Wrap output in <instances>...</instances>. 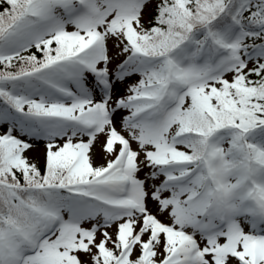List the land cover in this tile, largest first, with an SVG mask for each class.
<instances>
[{
	"label": "rangeland",
	"instance_id": "1",
	"mask_svg": "<svg viewBox=\"0 0 264 264\" xmlns=\"http://www.w3.org/2000/svg\"><path fill=\"white\" fill-rule=\"evenodd\" d=\"M158 3L34 0V19L0 44L7 60L69 40L61 61L0 82L18 106L0 111V141L13 142L23 168L47 165L65 147L69 168L89 177L68 187L66 203L36 207L43 224L56 215L45 230L0 240L3 264H91L124 243L127 256L144 252L152 264H264V139L250 159L227 133L192 163L177 133L189 104L208 106L264 49L231 24L214 54L204 45L191 53L189 43L171 60L148 58L138 48Z\"/></svg>",
	"mask_w": 264,
	"mask_h": 264
},
{
	"label": "trees",
	"instance_id": "2",
	"mask_svg": "<svg viewBox=\"0 0 264 264\" xmlns=\"http://www.w3.org/2000/svg\"><path fill=\"white\" fill-rule=\"evenodd\" d=\"M34 0H0V42L21 24L33 19ZM264 0L242 7L241 0H159L139 50L148 56H169L188 41L212 51L218 34L231 23L240 26L247 45L264 48ZM69 40L58 38L33 46L17 59L0 60V81L18 77L59 61L68 55ZM3 107L0 104V109ZM234 129L237 141L249 147L264 136V56L248 70L215 88L208 106L189 104L178 133L183 135L189 159L202 157L215 132ZM246 135V142L244 136ZM13 144L0 141V240L17 235L25 227H37L40 210L50 198L66 197L68 187L85 181L88 174L69 169L71 152L62 149L49 163L21 167L11 155ZM3 243V241H2ZM119 248L100 251L91 264H147L142 252L119 260ZM0 264L3 259L0 257ZM63 264H77L65 262Z\"/></svg>",
	"mask_w": 264,
	"mask_h": 264
}]
</instances>
